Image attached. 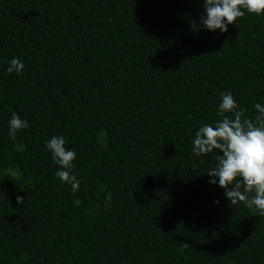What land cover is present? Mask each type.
I'll return each mask as SVG.
<instances>
[{"label": "trees", "instance_id": "1", "mask_svg": "<svg viewBox=\"0 0 264 264\" xmlns=\"http://www.w3.org/2000/svg\"><path fill=\"white\" fill-rule=\"evenodd\" d=\"M203 14V0H0V264H264V216L208 183L222 153L192 152L222 91L242 118L264 104V14L223 33ZM13 113L29 123L15 139ZM54 135L77 154L75 192Z\"/></svg>", "mask_w": 264, "mask_h": 264}, {"label": "clouds", "instance_id": "2", "mask_svg": "<svg viewBox=\"0 0 264 264\" xmlns=\"http://www.w3.org/2000/svg\"><path fill=\"white\" fill-rule=\"evenodd\" d=\"M247 11L255 15L264 14V0H203L202 28L209 31L217 29L223 33ZM7 73L20 74L24 63L18 58L7 62ZM256 115L250 119L242 118V110L231 92H221L217 115L221 117L215 125L208 123L200 126L192 140V152L204 156L214 152L218 163L206 171L208 183L224 190V196L230 205L242 203L253 212L264 216V104L253 105ZM226 113H231L229 118ZM8 136L15 139L16 133L27 129L29 123L13 113L7 121ZM63 136H52L45 142L52 162L59 165L57 176L62 183L77 191L80 181L73 169L76 152L66 149ZM110 199V197H106ZM20 201V198H17ZM213 203H219L213 201Z\"/></svg>", "mask_w": 264, "mask_h": 264}]
</instances>
